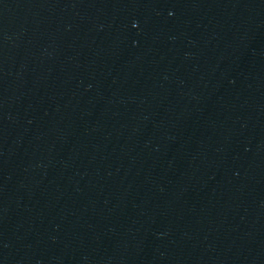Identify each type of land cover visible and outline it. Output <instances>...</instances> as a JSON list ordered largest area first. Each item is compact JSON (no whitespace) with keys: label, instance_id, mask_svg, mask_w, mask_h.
Instances as JSON below:
<instances>
[{"label":"water","instance_id":"1","mask_svg":"<svg viewBox=\"0 0 264 264\" xmlns=\"http://www.w3.org/2000/svg\"><path fill=\"white\" fill-rule=\"evenodd\" d=\"M0 264H264V0H0Z\"/></svg>","mask_w":264,"mask_h":264}]
</instances>
